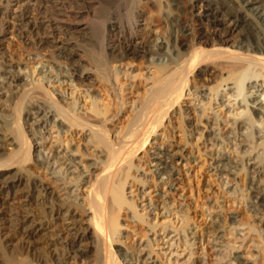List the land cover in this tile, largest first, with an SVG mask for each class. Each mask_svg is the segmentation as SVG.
Masks as SVG:
<instances>
[{
    "label": "bare ground",
    "instance_id": "bare-ground-1",
    "mask_svg": "<svg viewBox=\"0 0 264 264\" xmlns=\"http://www.w3.org/2000/svg\"><path fill=\"white\" fill-rule=\"evenodd\" d=\"M76 1L0 0V65L6 68L2 69L5 77H1L0 84V184L12 193L24 192L23 207L26 216L17 221V230L28 242L39 237L44 227L32 221L31 217L33 206L42 205L50 209L51 214L55 212L54 216L66 225L67 232L77 237L79 242L87 238L95 241L94 264H123L125 260L121 261L118 252L113 248L121 235V213L130 211L133 214L132 221L147 224L150 232L158 227L157 224L151 223L152 219L148 221L145 215L138 213L139 205L136 200L127 197L128 185L150 184L148 179L138 178L140 167L134 165V159L140 154L148 155L154 164V178L164 185H172V179L177 174V169L173 167L177 154L173 155L166 148L159 150L157 154L151 153L148 146L155 145L154 141L157 140L159 132L163 137V145L171 144L169 136L179 134L184 139L181 145H187L192 150L193 157L189 160L195 162L193 152L196 149L191 141L194 134L197 142L203 140V143H210L212 147L219 149L210 156L217 164L215 170L218 177L227 182L220 184L222 187L237 193V187L233 189L229 188V185L231 182L237 185L239 176L247 172L244 159L255 161L253 169L257 168L255 174L258 175L249 177L248 190L252 194L247 196L248 198L240 194L241 204L251 202L242 220L233 216L230 221L226 219L223 224H219L220 222L213 219L208 229V234H212L214 238L211 241V255L207 257L209 255L202 251L199 264H245L246 261L248 264L259 263L264 258V136L263 131L256 128L255 121L259 115L264 116V95L257 96L259 92L264 93V87L257 85L264 83V0H190L189 14L183 12L176 2L167 18L176 27L173 46L165 39H158L153 32L143 35L145 38L140 42L137 35L142 26L138 24L137 19L142 18L144 14L138 10L135 14H128L126 31L122 32L121 29V32H116V28L115 31H109L107 26L104 27V36L101 35L99 46H93V49L90 46V51L87 50L89 46L84 43L85 35L75 37L71 32L74 28L65 24L77 22V17L74 18V15L70 14L72 8H79L78 3L81 0ZM142 1L136 2L141 6ZM148 1L157 9L163 7L162 0ZM10 20H17L18 23L10 25ZM191 22L195 23V28ZM11 29L14 31L11 32ZM106 31L109 36L105 35ZM7 35L10 37L6 43H10L6 46L4 41ZM14 40L21 45L20 54L17 55L19 59L8 45ZM140 51L142 58L147 57L151 66L149 68L154 70L152 77L146 79L149 89L146 94L139 96L138 101L133 100L135 106L128 111L127 124L122 131H112L111 125L115 123L116 118L127 113L125 107L128 106L125 89H119L121 72L116 71L115 74L111 66L130 57H138ZM32 55L39 58L38 63L41 65H54V77L58 79L60 86L64 83L61 80H65L76 88H86L85 100L90 98V106L81 105L79 100L75 102L67 99L65 93L59 96L47 86L53 83L48 78H42L41 81L32 80L31 71L25 75L31 82L22 86V71L14 74L15 71L9 68L14 67L18 59L25 61L28 69V63L33 60ZM162 56H167V64L158 62L157 58ZM43 69L41 72L46 76L51 73ZM127 73L123 75L130 76V73ZM96 83L105 84V90L113 104L99 101V94L93 90ZM230 85L233 86L229 88L231 97L238 100V104H242L240 108H245V111L236 113L231 120L237 135L230 138L229 135L213 130L205 134L203 130L210 129L209 122L206 121L207 112L212 110V97L209 96H217L220 88ZM191 86L209 103L208 107L199 110L201 113L198 115L199 122L205 124L204 129L188 126L185 112L181 109L185 92L189 91ZM254 89L256 91L252 92ZM248 94L250 96H247ZM221 98L220 95L218 100L221 101ZM250 101L256 105L253 107L254 112L248 105ZM214 117V122L218 124L219 116ZM53 129H57L55 132L60 135L57 140L53 138L55 142H51ZM72 130L89 134L88 144H92L96 149L94 152L97 159L85 164L84 157L89 156L90 159L91 154H80L82 158L79 160L75 158L76 151L83 152L79 146L76 150L68 148L70 151L64 147L65 140H62V136ZM236 137L243 138L242 142L246 143V146H243L245 150L241 153L240 144H233L237 140ZM47 142L51 144V159L50 154L44 153V145ZM197 142L194 144L197 145ZM238 153L243 159L241 162L231 158L232 154ZM29 163L51 176L53 184L58 185L59 189L64 191L62 195L67 197L60 199L53 186L45 185L36 179V176L33 177L27 169ZM14 170L16 176L11 177L10 172ZM140 175L145 173H139ZM246 180L244 174L241 182ZM80 189L83 199H79L77 195ZM58 192L60 193L59 190ZM253 194L256 195L253 197ZM236 202L238 201L234 203ZM167 205L163 207V217L170 218L171 212ZM151 206L152 204L148 205L149 215L147 211L146 217H151L154 213V208L150 209ZM154 216L156 217V214ZM184 216L179 229L169 224L160 227L164 238H168L173 232L171 229L175 228L176 237H182L178 239L179 245L183 244L189 250L191 246L188 244L185 229L190 228L191 223L190 219ZM255 217L258 218L256 223L252 221ZM221 233L223 235L220 237ZM173 240L174 238H170L166 243L170 246ZM158 243L159 241L155 240L145 244V249L149 250L146 259L149 263L146 264L155 263L151 256L155 253L153 247ZM175 245L178 246L173 242L170 247ZM247 245L253 249L251 254ZM189 252L188 261H191L194 253L191 250ZM161 259L164 260V257ZM166 263L173 264L171 261ZM127 264L139 263L130 259Z\"/></svg>",
    "mask_w": 264,
    "mask_h": 264
},
{
    "label": "rangeland",
    "instance_id": "rangeland-1",
    "mask_svg": "<svg viewBox=\"0 0 264 264\" xmlns=\"http://www.w3.org/2000/svg\"><path fill=\"white\" fill-rule=\"evenodd\" d=\"M136 1L137 0L135 1L134 0H81V2L78 3L79 8L80 7L81 8L80 9L79 8L76 9L77 7L75 9L72 8V10L70 11V14L74 15L73 16L74 18L77 17L76 18L77 22L75 21L76 24L70 22H69L70 25L69 23H65V24L66 25L68 24V26L74 28L72 29L71 32L75 37L85 35L84 43L87 44V46L89 47L91 46L93 49L94 47L96 48L99 46L98 44L100 43L102 36H104L103 35L104 27L107 26L106 28H108L109 31H115L116 28L117 30L116 32H121V29L122 32H124L128 29V19H127L128 14H133V13L135 14L139 10L144 14L142 18L137 19L138 24L142 26L141 32L137 35L140 37V42H143V39L148 34V32H153L158 39H165L169 42V44L171 43L170 45L173 46L174 32L176 31L175 29L176 27L172 25L167 18L173 8L172 6L176 2H178L183 12L189 14L190 0H162L163 7L161 9H157V7L153 6V4L148 0H143L141 6ZM74 2L77 1L74 0ZM81 4L83 7L81 6ZM145 18H147V20H145ZM12 23L17 24L18 21L12 20L10 25H12ZM144 25H147V27H144ZM192 27L195 28V23L192 24ZM10 31L13 32L14 30L11 29ZM107 31L105 32L106 36L109 34V32ZM143 35H145L144 38L142 37ZM9 37L10 35H7L6 40L4 41L6 46L7 43L9 42L8 41L6 43ZM8 45H10L9 47H11L10 48L11 51L16 55V58H18L19 56L18 54H20V50H21L20 49L21 45L19 44V42L18 41L16 42V40H14L11 42V44ZM89 47L88 49L86 48L88 51H90L89 49H91V47L90 48ZM141 54L142 52L140 51L138 57H133L134 60L132 57H130L129 58L130 60L128 59L129 61L126 59V61L124 60L122 63H113L111 66L112 72L114 73L116 71L121 72L119 75L120 79L118 83L120 84L119 89L120 88L125 89V97L127 99L126 106H128L125 107L127 113H123L122 115H120L118 119L116 118L115 123L111 125L112 131H114V129L116 130V132L122 131L123 127L127 124L126 119L128 118L129 115L128 111H131L135 106L134 101H138V99L140 98L139 96L146 94L147 90L149 89L148 86L149 83L147 84L146 79L148 77H152L154 70L149 68L150 65L147 62L146 59L147 57L142 58ZM164 57L163 56L158 57L159 59L157 57L155 58L159 60L158 62L167 64L168 58L167 56ZM18 59L16 64L13 65L14 67H10L9 69H12L11 71H15L14 74L15 73L19 74L22 71L21 75L24 77L22 86L24 83L25 86L31 82V79L25 76L29 74L28 71H31L32 80L41 81L42 78H48L49 81H52L53 83L52 85H47V86L51 87V89L54 90L56 94H59V96H61L63 93H65V97L67 99L72 101L79 100L81 105L86 104L90 106V102H91V100H89L90 98H87L85 100L86 93L84 91L86 88L85 89L76 88L75 86H72L71 82L68 83V81L65 80H61V82L64 81L63 85L61 86L60 83H57L58 79H55L54 77L55 67L53 64L44 63L43 65H41L38 63L39 58H37L35 55H32L31 59L33 60H31L28 63L29 67L27 69V65L25 61H23L24 62L23 63L22 60H18ZM130 63L131 65H127ZM43 67L45 68L43 69ZM41 68L43 69V71L47 69V72H51V73L48 76H46L44 73L41 72L42 70ZM2 69H6V68L0 65V84H2L1 77L3 76L5 77V74L2 73ZM123 72L130 73V76L128 77L126 76L127 79H125L126 77L125 75H123L125 73ZM98 84L100 83H96V86L93 87V90L97 94H99V98H100L99 101L101 103L102 101H104L105 103L113 104V101H110L111 97L109 99V93L107 94L106 92L107 87L104 86L105 84L103 85L101 84L98 85ZM257 85L264 87V83L262 82L258 83ZM230 87L233 88L232 85H230L229 87L220 88L219 94L222 97L221 101L218 100V98L220 97L219 94H218L219 96L218 95L209 96L210 98L212 97L210 100V107H212V110H209L207 112L206 121L209 122L208 127L210 126L211 130L210 129L203 130L204 133L213 130V131H219L220 133L225 135H229L230 138H234L237 135V132L233 130L234 127L232 126L231 120L233 119L234 116L237 115L236 113L240 114V112L245 111V108L244 107L240 108L242 104H238L239 101L235 100L234 97H231L232 92L229 91ZM262 89L259 88L260 91ZM93 90L91 89V91ZM123 91L120 92L121 95ZM253 91L255 92L256 89L252 90V92ZM207 94H209V92H207ZM260 94L264 95L263 92H259L257 93V96H259ZM247 96H250V94H248ZM182 101L183 103L181 105V109L185 112V116H186L185 120L186 122H188V126H192V128L199 127L200 129H204L205 124L199 122L198 115L201 113L199 112L200 109L202 110V108H206L209 106L208 101L206 99L201 98V94H199L193 86L189 88V91L185 92V96ZM262 101H263L262 109L264 110V97H262ZM248 105L250 107V110L254 112L255 109H253V107H256V105H254L251 101L250 103H248ZM260 107H258V109H260ZM216 115L219 116L220 124L214 122L215 120L214 116ZM255 122H256L255 124L256 128L262 130L263 131L262 136H264V116L259 115L256 118ZM51 127L52 125L49 127V130L51 129ZM52 131H53V135H52L53 141L51 142H55L54 139L55 140L59 139L60 135L59 133H56L57 129H53ZM159 133L157 134V140L154 141L155 145L148 146V149H150L151 153L157 154L159 150L163 151L166 148L168 151L172 152L173 155L177 154L173 165V167L177 169V174L172 179L173 181L172 185H164L162 183H159V180L157 181V178L156 177L154 178L153 172L155 171V168H153L154 164L151 163L152 160L148 157V155L140 154L137 158L134 159L135 160L134 165L138 168L140 167L139 168L140 174L145 173V175L139 176L138 173L137 176L140 179L143 178L148 179L150 184L142 186V185H132L133 184L132 183L131 185H128L126 187L127 197L133 198L134 201L136 200L137 204L139 205L138 213L140 215H145V218H147L148 221L152 219L153 221H151V223L157 224L158 227L154 231L150 232L149 227H147L148 226L147 224H141V223L139 224L138 222L137 223L133 222L131 219V216L133 214H131L130 211L125 210L121 213V217L119 218V222L121 226L119 227V230L121 232V235L119 236L118 242L114 243L113 248L114 250H116V252H118L121 261L125 260L123 264H127L130 259H134L135 262L138 261L139 264H146L149 263L148 260H146L147 257L149 256V250L145 249V244L148 242H155V240H157L159 241V243L153 247V250L158 255L154 253L151 256L153 258V261L155 262L154 264H167L166 262L169 261H171L173 264L176 263L191 264V262L194 264H199L201 253L203 252L207 253V255H209L207 257H210L211 255L210 253L211 247L213 246L211 241H213L214 238L212 237V234L211 235L208 234L209 233L208 229L211 226L213 219L217 222H220L219 224H223L224 220L227 219V221H230L233 216L237 217V220H242L244 218L245 212L251 205V202L241 204L240 202L242 197L240 196V194L244 195L245 197L247 196L249 197L252 194L248 190L249 189L248 184H249V177H253L254 174L257 172V168L253 169V164H255V161L249 162L247 159L246 160L244 159V161H246L248 170L246 173L243 172L239 176V178L237 179V185L235 184V182H231L229 185V188L233 187V189H235L237 187L238 189L237 193L230 192V189H227L224 186L222 187V185H220L223 182L225 183L227 182L226 180H223L218 177V174L216 173L215 170L217 164L215 163L214 160L211 159L212 158L211 156L216 151H219V149H216L214 146L212 147L210 143H203V140L197 142L193 134L192 136L193 139L191 141L195 146L196 151H198L196 152L194 150L193 152L196 159V161L193 162L189 160L190 157H193V154L191 153L192 150H190V148L187 145L186 146L181 145L184 143V139L182 138L181 135L177 134L175 136H169L171 144L168 145L166 143L165 145H163V140H162L163 137L161 135V132ZM89 138L90 136L88 133L84 134V133H80L79 131L76 132L75 130H72L71 133H68L66 135L64 134L62 136V140H65L64 147H66L67 149L69 148L71 150L73 149L76 150L77 147L79 146L81 151L84 152L83 153L80 151L81 153H77L76 151V155L73 154L75 155V158L80 160L82 158L81 157L82 154H86V155L91 154L90 159L89 156H87V158L84 157L85 159L83 158L85 164L89 163L90 160L97 159L96 152H94L96 151V149L92 147V144L90 145L88 144L90 140ZM166 139L167 138H165V142ZM236 139H237L236 142H234L233 144L234 145L236 143L240 144L241 150L239 152L241 153V151L245 150L243 146H246V143L242 142L243 138L236 137ZM48 142L44 145V153L46 155L50 154L49 148L51 147V144H49ZM196 142L197 145L194 144ZM86 143L89 145V147ZM225 153H227L226 150ZM240 153L232 154L231 158L235 159L238 162H241L242 157L240 156ZM229 155L230 154H228V156ZM49 157L51 159L52 154H50ZM31 164L29 163V165H27V169L30 170V174L32 176L34 175L33 177L36 176V179H38L42 183L44 182L45 185L53 186L54 190H56L55 192L57 193V196H60L59 197L60 199L67 197L65 195H62L64 191L62 192L59 189L58 185L53 184L54 180L51 179L52 178L51 176H49L48 174L46 175L40 169L36 168V166H34L33 163ZM14 172L15 170L13 172L11 171L10 176L11 175L16 176ZM244 174H245V179L247 180L244 181V183H242L241 179H244ZM257 176L258 175L255 174V177ZM164 178L166 179L167 177L165 176ZM58 190L60 191V193L58 192ZM79 191L77 195H79V199L81 198L83 199L84 196L81 189ZM23 195H24L23 191L12 193L11 191L7 190L4 185L0 184V234H1L0 264H6V263L26 264L27 262H30V264H38V263L40 264L42 260L43 261L41 262V264H48V263L49 264H94L95 261L94 258L96 256L95 241L87 238L85 239V241L79 242L77 237L70 235L69 232H67L66 225L60 223L61 222L60 219H58L57 216H54L55 212L51 214L52 213L51 210L45 206L43 207L42 205H35L32 208L33 212H32L31 220L35 221L39 225L41 224L44 227V231L42 232V234H40L42 236L39 235V237L35 238L32 241L33 243L28 242L26 238H24V236L21 234V232L16 228V225L18 223L17 221L19 220V218H22V216L23 217L26 216V212L23 207L24 205ZM255 195L256 194H253V197ZM73 199L74 198H71V200ZM235 201L238 202L234 203ZM150 204H152L150 209L154 208V213L152 212L153 214H151V217L149 216L146 217L147 211L149 215V209L147 208L148 205ZM164 205H167L169 211L171 212L170 218L163 217V213L165 212V209L163 208ZM221 207L224 208L221 209ZM47 212L52 216L48 215ZM155 214L156 217L154 216ZM183 216L188 217L191 223L190 228L187 227L185 229V231L187 230V234H188V242H189L188 244L191 246L189 250L186 249V247L183 246V244L179 245V240L182 237L181 236L176 237L175 235L176 233H174V230L176 231V229H179L180 226L182 225ZM253 219L254 220L252 221L254 223H256L258 220V218L256 217ZM164 224H169L176 228V229L175 228L171 229V231L173 232L169 234V237L171 239L174 238V240L170 242V246L173 242L177 243L178 246L175 245L170 247L166 243L170 240V238L169 237L164 238L165 236H163L164 232L161 230L160 226ZM222 235L223 233H221L220 237ZM52 238L54 239V241ZM88 244L92 246L89 247ZM247 247L249 250V254H251L253 249L250 247V245H247ZM190 250L194 253V256L191 258V261H188L190 257L189 255ZM249 254L247 256H249ZM263 256H264V252H263ZM162 257H164V260L161 259ZM244 257L246 258V256ZM248 258L249 257H247V260L249 261L250 259ZM246 263L248 264L247 261L245 262V264ZM259 263L264 264V258L263 260H260Z\"/></svg>",
    "mask_w": 264,
    "mask_h": 264
}]
</instances>
